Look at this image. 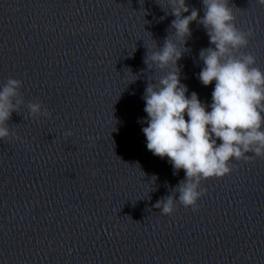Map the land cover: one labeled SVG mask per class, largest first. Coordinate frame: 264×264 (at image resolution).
<instances>
[{"label": "clouds", "instance_id": "9594fccd", "mask_svg": "<svg viewBox=\"0 0 264 264\" xmlns=\"http://www.w3.org/2000/svg\"><path fill=\"white\" fill-rule=\"evenodd\" d=\"M258 3L264 5V0ZM168 4L175 17L170 25L174 32L144 59L148 67L155 65L165 74L145 89L147 127L142 131L148 151L167 158L174 174L185 173L172 194L154 205L171 216L177 203L197 211L198 200L206 194L202 182L230 174L233 160L252 159L249 153L264 159V71L255 66L252 54L241 51L248 46L252 31L236 26L230 0H202V17L186 0H168ZM193 22L203 26L212 45L199 52L203 68L198 74L202 85L214 82L210 105L195 91L188 96L187 86L181 83L178 61L188 49L179 45H186L191 37ZM21 87V80L9 78L0 88V140L14 135L8 122L24 103ZM28 108L33 117L51 115L40 103H30Z\"/></svg>", "mask_w": 264, "mask_h": 264}]
</instances>
